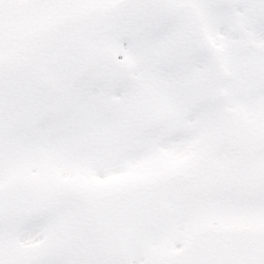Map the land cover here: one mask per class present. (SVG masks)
Segmentation results:
<instances>
[{
    "label": "snow or ice",
    "instance_id": "6c2138e0",
    "mask_svg": "<svg viewBox=\"0 0 264 264\" xmlns=\"http://www.w3.org/2000/svg\"><path fill=\"white\" fill-rule=\"evenodd\" d=\"M0 264H264V0H0Z\"/></svg>",
    "mask_w": 264,
    "mask_h": 264
}]
</instances>
